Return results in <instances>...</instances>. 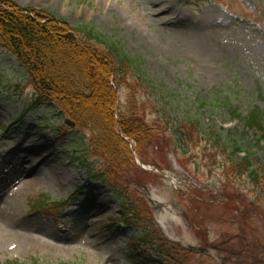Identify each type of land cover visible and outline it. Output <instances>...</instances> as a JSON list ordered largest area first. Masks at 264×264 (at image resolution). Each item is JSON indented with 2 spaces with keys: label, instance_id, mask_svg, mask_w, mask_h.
<instances>
[{
  "label": "rangeland",
  "instance_id": "rangeland-1",
  "mask_svg": "<svg viewBox=\"0 0 264 264\" xmlns=\"http://www.w3.org/2000/svg\"><path fill=\"white\" fill-rule=\"evenodd\" d=\"M6 1L54 14L83 38L93 30L90 42H116L135 62L136 108L153 139L134 157L143 166L135 161L117 181L137 195L143 217L191 252L187 264L264 261V193L230 167L250 153L264 168L255 132L240 121L254 109L264 115V0ZM129 95L119 91L123 111ZM34 98L24 69L0 49V227L28 234L0 241V264H148L129 259L133 233L119 221L120 202L92 179L106 160L90 134L54 107L32 110ZM34 164L29 175L46 177L25 192L13 173ZM41 195L71 207L39 213Z\"/></svg>",
  "mask_w": 264,
  "mask_h": 264
},
{
  "label": "trees",
  "instance_id": "trees-1",
  "mask_svg": "<svg viewBox=\"0 0 264 264\" xmlns=\"http://www.w3.org/2000/svg\"><path fill=\"white\" fill-rule=\"evenodd\" d=\"M94 35L91 30L83 38L54 14L0 0V49L7 50L24 69L35 92L32 110L56 108L90 134L92 151L106 160L107 165L92 179L107 183L120 202V222L133 233L129 259L148 264H187L186 251L168 242L155 223L142 216L144 211L137 195L117 181L118 175L134 165L131 143L136 145L137 154L144 157L142 149L152 141L153 129L136 108V90L131 84L136 77L130 70L135 62L116 42L103 40L99 47L93 44L90 39H96ZM124 86L130 88L127 111L119 106V91ZM242 119V131L255 132L258 147L262 146L264 151L263 113L254 109ZM185 137L186 133L181 136L182 142ZM244 155L239 161L230 160L232 171L242 178L251 176L264 193L262 161L254 162L250 153ZM49 203L50 199L44 196L35 201V206L45 209ZM56 207L65 209L62 204Z\"/></svg>",
  "mask_w": 264,
  "mask_h": 264
},
{
  "label": "bare ground",
  "instance_id": "bare-ground-1",
  "mask_svg": "<svg viewBox=\"0 0 264 264\" xmlns=\"http://www.w3.org/2000/svg\"><path fill=\"white\" fill-rule=\"evenodd\" d=\"M25 159H29L28 156L25 157ZM40 161H38L36 163V165H38ZM32 165V164H31ZM33 171H35V164L33 166L30 167V171L28 172H20V171H15L13 173V175H15V177L19 180L18 183H21L23 186V191L25 192H29L33 189H36L37 187H39L42 183V179L44 178V176L46 177V174L44 173H40V172H36L34 176L31 177V175H29L30 173H32ZM172 184V183H171ZM155 202L157 204L160 203L159 200L154 199ZM4 227H0V241H6V240H11V241H15V242H21L23 243V241L25 242L26 236H28V234H26L23 230L17 229L15 227H12V225H8ZM98 243H94L91 242L90 245L95 249L96 245Z\"/></svg>",
  "mask_w": 264,
  "mask_h": 264
},
{
  "label": "water",
  "instance_id": "water-1",
  "mask_svg": "<svg viewBox=\"0 0 264 264\" xmlns=\"http://www.w3.org/2000/svg\"><path fill=\"white\" fill-rule=\"evenodd\" d=\"M66 124H68V125H71V126H74V123H71L70 121H66Z\"/></svg>",
  "mask_w": 264,
  "mask_h": 264
}]
</instances>
